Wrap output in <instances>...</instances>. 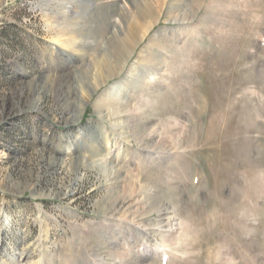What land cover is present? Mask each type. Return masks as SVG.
Wrapping results in <instances>:
<instances>
[{
	"label": "rangeland",
	"instance_id": "374dc122",
	"mask_svg": "<svg viewBox=\"0 0 264 264\" xmlns=\"http://www.w3.org/2000/svg\"><path fill=\"white\" fill-rule=\"evenodd\" d=\"M169 2L0 0V264H264V0ZM136 24L162 73L110 95Z\"/></svg>",
	"mask_w": 264,
	"mask_h": 264
},
{
	"label": "bare ground",
	"instance_id": "6f19581e",
	"mask_svg": "<svg viewBox=\"0 0 264 264\" xmlns=\"http://www.w3.org/2000/svg\"><path fill=\"white\" fill-rule=\"evenodd\" d=\"M56 2H58L59 4H68L70 6V11L73 10V5L77 4L75 3L77 0H55ZM82 1V0H80ZM93 1V0H91ZM94 1H99V0H94ZM162 1V0H159V2ZM177 2V0H170L169 4H168V12H172L174 10H177L179 9L175 4L174 2ZM180 1V0H178ZM108 2L111 4V7L114 8V9H118L119 11H122L123 13L125 8L126 9H130L129 5H132L133 3H135V0H108ZM150 3H145L144 7L143 8H139L137 9V11L134 12V16L133 17H136V19H140V21H145V19L147 18H150L152 19L155 15L153 13H155V10L153 7H151V5H149ZM185 4V3H184ZM178 5V3H177ZM180 5V4H179ZM181 6V5H180ZM75 8V7H74ZM185 9V8H184ZM157 11V10H156ZM78 12V11H77ZM126 14V13H125ZM132 14V13H131ZM66 15V13H65ZM154 15V16H153ZM192 15V14H191ZM174 16V15H173ZM185 16V15H184ZM193 16V15H192ZM183 17V16H182ZM155 18V17H154ZM180 18V17H179ZM175 19L174 21H172L173 23H180L183 21V19ZM185 21V20H184ZM60 25V24H59ZM153 26V25H151ZM150 27L148 28H145V26H143L142 24H136V26H128L127 28V32L125 34V36L121 39V40H117V43L114 45V48L113 50L115 51L116 53V58H119V60L121 61H127V58L132 56L133 54V51L135 50V47H137L139 45V42H142L140 41L141 38L139 40H137V37L139 36V33H142V36L144 37L146 35V33L150 30ZM185 26V25H184ZM182 27V26H181ZM60 28V27H59ZM58 28V29H59ZM61 36V35H60ZM60 36H58V38L54 39L53 42L55 44V46L58 48L57 50H60L61 52H63L62 50L65 49H71L72 46L74 45L73 43H69V41L65 40V39H62ZM73 40V39H72ZM70 39V41H72ZM143 40V38H142ZM154 40V39H153ZM74 41V40H73ZM72 41V42H73ZM136 41V42H135ZM150 43H152V41L150 40ZM149 43V44H150ZM148 47V45L146 46ZM144 47L143 50H141V55L142 54H145L144 56L142 55H139L136 60L128 67H126V62L125 64L120 68L118 63H116L114 66L112 65V62L110 61H107V65L105 63V65L107 66V70L104 71V73L106 75H110L112 73H117L123 69V67H126V71L125 73L123 74L122 78L111 84L108 88H107V93H110V95H113V94H119L120 91L126 87V88H131L133 91L136 90V88L138 87H142V85L144 84V81L146 79L147 76H154V75H159L161 72L160 68L158 67L159 63L162 62L163 58H162V54H152L150 48H146ZM143 48V47H142ZM140 53V52H139ZM106 57V56H105ZM125 57V58H123ZM101 58V57H100ZM107 59V58H106ZM101 60V59H100ZM102 61V60H101ZM100 62V61H99ZM105 62V61H104ZM105 66V67H106ZM106 69V68H105ZM102 74L103 77L105 74ZM122 73V72H119V74ZM108 75V76H109ZM115 75V74H114ZM113 76V75H112ZM111 76V77H112ZM100 77V76H98ZM101 78V77H100ZM152 78V77H151ZM104 84V81L102 79H100V81L98 83H96L93 87V92H96V90L102 86ZM249 91V90H248ZM132 92V91H131ZM105 95V94H102V96ZM106 96V95H105ZM109 96V95H107ZM115 97V96H114ZM118 97V96H117ZM128 97H125L123 99L124 103L125 101L127 100ZM116 99V98H115ZM103 101V100H102ZM111 102V101H110ZM117 104V103H116ZM125 107V106H124ZM122 112V111H121ZM120 112V113H121ZM121 116V114H120ZM118 122V121H117ZM115 123V122H114ZM117 128H121V124L119 123V125H117ZM117 130V129H116ZM124 134V133H123ZM122 135V133H121ZM126 136V135H125ZM152 149V148H151ZM156 149V148H155ZM149 151V150H148ZM158 151V150H157ZM119 152V151H118ZM119 155V154H118ZM198 183V182H197ZM197 185V184H195ZM207 185V184H206ZM126 203V202H125ZM164 208V207H163ZM165 209V208H164ZM172 214L171 211L169 210H166L164 211L163 214H161V216H164L163 219H161V223L163 224V227H167L168 230H165V231H169L172 227L170 225H172L173 223L171 222L170 220V217L169 215ZM145 216V215H144ZM169 217V218H168ZM173 218V217H172ZM169 219V220H167ZM110 220V219H109ZM166 220V221H165ZM150 222V221H149ZM172 223V224H171ZM177 224V223H176ZM157 226V225H156ZM173 226V225H172ZM162 227V228H163ZM155 228V227H154ZM175 229V228H174ZM143 232V234H146V235H149L150 233H148L149 231L148 230H152L150 228H143L141 229ZM177 230V228L175 229ZM140 231V230H139ZM148 231V232H147ZM179 231V230H178ZM177 231V232H178ZM180 232V231H179ZM170 234V233H169ZM175 234V232H174ZM178 235V234H177ZM172 236V235H171ZM168 237V236H167ZM157 238V237H156ZM171 238V237H170ZM178 239V238H177ZM159 240V239H158ZM165 240V239H164ZM153 241V240H152ZM172 241V240H170ZM177 241V240H176ZM147 243V242H146ZM156 243V242H155ZM154 243V245H155ZM158 243V242H157ZM174 243V242H173ZM145 244V243H144ZM149 244V243H148ZM151 244V243H150ZM168 244V243H166ZM153 245V246H154ZM170 245V244H169ZM167 245V249H168V246ZM112 247V246H111ZM150 248V247H149ZM154 248V247H153ZM161 248V247H160ZM173 248V247H172ZM128 249V248H127ZM146 249V250H145ZM144 249V253L143 255H146V257H148V255H150V250L145 248ZM103 250V249H102ZM113 250V248H112ZM158 250V248H157ZM153 251V250H152ZM99 255V254H98ZM112 255V254H111ZM96 256V255H95ZM120 256V255H119ZM168 256V255H167ZM166 256V257H167ZM93 258V257H92ZM121 258V257H120ZM105 257H102V256H97L96 257V263L94 264H115L116 261L112 260V261H108L106 263H103L104 261H107V260H104ZM146 259V258H145ZM170 259V258H169ZM249 259V258H248ZM111 260V259H110ZM167 260V259H166ZM93 261V260H92ZM98 261V262H97ZM138 261V260H137ZM153 261V260H152ZM161 261V260H160ZM169 261V260H168ZM167 261V262H168ZM95 262V261H94ZM113 262V263H112ZM124 262V261H123ZM136 262V261H135ZM92 263V262H91ZM125 263V262H124Z\"/></svg>",
	"mask_w": 264,
	"mask_h": 264
}]
</instances>
